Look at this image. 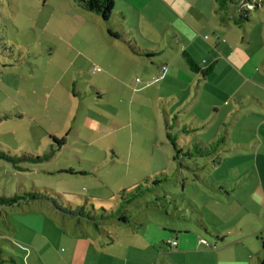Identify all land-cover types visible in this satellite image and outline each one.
Wrapping results in <instances>:
<instances>
[{"label": "rangeland", "instance_id": "374dc122", "mask_svg": "<svg viewBox=\"0 0 264 264\" xmlns=\"http://www.w3.org/2000/svg\"><path fill=\"white\" fill-rule=\"evenodd\" d=\"M114 3L125 18L114 14L103 21L75 0H0V149L7 157L19 158L17 164L0 159V195L33 191L60 203L67 200L91 211H110L122 190L131 191L163 171L169 181L129 204L124 210L128 222L109 219L100 227L121 244L131 240L127 230L147 222L159 227H148L154 236L162 228L187 230L190 242L198 243L199 238L207 242L201 250L224 246L222 255L228 260L215 264H246L248 254L250 263L258 264L264 255V204L246 201L242 207L237 199H245L246 192L238 193L236 174L233 180L225 174L234 155L246 151L237 143L264 138L258 115L264 109L259 103L264 77L259 85L218 67L202 80L178 51L170 25L176 24L177 14L166 0ZM248 15L241 26H234L236 42L244 48L237 52L262 72L264 4L251 8ZM109 28L121 38L110 36ZM143 49L158 55L151 62L137 54ZM177 52L187 72L199 80L185 91L178 79L164 85L160 80L147 83L159 63ZM225 75L228 84L222 82ZM136 77L141 81L135 84ZM237 88L241 99L230 95ZM165 115L172 130L182 124L200 127L188 136L179 135L189 142L225 138L220 150H230H219L223 158L206 172L213 181L205 170L196 171L202 178L194 179L193 172L175 169L174 150L165 137ZM246 119L252 127L248 134L241 129ZM225 121L231 125L221 124ZM190 166H195L193 161ZM212 183L219 189H212ZM232 187L233 198L226 194ZM48 204L33 200L4 209L0 264H62L51 257L55 245L70 250L77 244L69 239L71 233L78 237L97 233L89 223L61 218ZM164 247L165 264L193 258ZM29 252L33 254L25 259Z\"/></svg>", "mask_w": 264, "mask_h": 264}, {"label": "crops", "instance_id": "0c3cea01", "mask_svg": "<svg viewBox=\"0 0 264 264\" xmlns=\"http://www.w3.org/2000/svg\"><path fill=\"white\" fill-rule=\"evenodd\" d=\"M166 3L169 9L177 14L176 24L174 25L171 23L170 25L173 27V37L179 49L178 51H180L181 54L183 51L187 52L202 69L210 65L212 66L209 75L201 77L202 80L213 74L215 69L220 67L222 71H231V73L236 72L240 77H244L246 80L252 79V82L254 81L259 85L262 83L260 78L264 77V71L258 72L257 66L248 62L249 58L243 59L240 56L238 52L244 51V48H242L241 43L236 42L239 37H236L234 25L216 11L214 0H166ZM156 55L158 54L155 52V56ZM177 55L178 52L172 56H168L163 62L159 63L158 71L161 64L167 65V71L160 79V82L164 85L166 82L175 83L176 79H178L177 84H181L179 85L181 86L180 89L185 91L187 89L186 87L192 86L193 82L196 79L199 80V78H197L196 74L191 75L187 72ZM153 58L150 59L151 62ZM157 73L158 72L155 74ZM222 82L224 84L230 83L228 75L223 76ZM144 85L145 84H142L140 87H145ZM262 92L264 96V91ZM230 95H233V98L236 96L237 99L243 98L240 88L231 91ZM259 103L264 106V97ZM262 111H264L263 108L258 112V115L262 117L259 127H261L262 124L264 125V112ZM230 112H232V110L227 114H230ZM193 116L196 118L198 115ZM249 121L246 119L244 122H241V129L243 132H249V129L252 128L250 127ZM204 123L206 124V121H203V127L205 126ZM221 124L231 125V122L225 121ZM196 128L198 129L200 127L196 124ZM218 137L214 138L216 139ZM223 139V143L220 147L226 143L225 138ZM209 140L205 141L200 138L202 144L209 143L213 139H211V141ZM192 141L196 140H191V142ZM237 145H240L246 151L234 155L236 160L231 163L232 167L231 165L228 167L225 176L227 180H233L232 176L236 174L237 178L233 180V182H238V189H240L238 193L242 191L246 192L245 199H237L242 207L245 208L247 204L246 201H251L257 206L262 205L264 204V138H256L251 144L237 143ZM229 150L230 149L227 148L220 151L227 152ZM222 158L221 156V159ZM215 166L216 165L207 166L204 169L205 174H207L206 172L208 169L210 171ZM207 175L208 177L210 176L212 181L214 180L210 174ZM241 176L243 177L241 178ZM195 178L200 179L202 176H200V178L194 177V179ZM213 185H215V187H211L212 189H219V184ZM231 191L234 192L235 188L232 187L226 194L233 198V195L230 193ZM156 209L158 210V207H156ZM164 213L166 216L168 215L166 209H164ZM203 225L206 230L207 226L204 222ZM149 226L158 227L147 222L145 224H139L138 227H131L132 230L127 228L130 229V231H127L131 232V235L128 234L126 236L131 240H126L125 244H121L117 240V237L106 232L104 229L103 231L111 236V240H108L104 232L96 228L95 230L97 233L89 236L78 237L72 236L71 233L69 239L77 242L75 245L76 249L74 246V248L72 247L70 250L66 248L62 251L61 248L59 249V245H55L54 248L56 252L52 250L53 255L51 254V257L60 260L62 264H165L166 261L164 257L166 254L163 250L165 249L164 246H166L168 248H174L175 253L193 255V258L190 260L187 258L185 260L184 258L179 264H215V261L220 262L228 260L222 255L224 246L215 248V251L201 250L200 248L203 243L200 242V239L202 238H199L198 243L196 239L194 243L190 242L189 239L185 238V235L188 233L187 230L162 228L160 233H158L159 236L158 234L154 236V232L148 230ZM168 240H175L176 245L171 246ZM54 253L56 254L55 256ZM32 254V252H29L27 257L24 255V258H30ZM262 254H264V245L262 247ZM244 259L247 260L246 264H251L249 254L246 255ZM236 262H238L237 264L243 263L239 261Z\"/></svg>", "mask_w": 264, "mask_h": 264}, {"label": "trees", "instance_id": "16d2710c", "mask_svg": "<svg viewBox=\"0 0 264 264\" xmlns=\"http://www.w3.org/2000/svg\"><path fill=\"white\" fill-rule=\"evenodd\" d=\"M75 1L85 10L100 16L103 21H108L114 14L115 16H120L119 18H125L123 11H115L114 0ZM214 2L216 5V11L221 16L226 18V20L231 21L234 26H241L244 21L249 19L248 13L251 8L257 7L260 4H264V0H214ZM119 25H121V23ZM108 33L110 36H113L115 38H121V34L113 28H109ZM136 52L140 55H145L149 59L155 56V52L153 51V49H143L142 51ZM182 55L191 71L200 72L202 74V77H206L211 72V65L202 69L187 52L183 51ZM72 92H74L73 85ZM196 129V127L192 128L190 126H187V124H182V126H180L178 129L172 130V125L169 123V119L165 115V137L167 142L171 144L174 150L173 157L175 162V169H187L193 172L195 177L200 178V176L196 174V171L204 170L207 166L214 165L215 163H218L220 161L221 156L219 154V150L220 145L223 143L224 139L222 137H218L216 139H213L209 143L202 144L200 139H198V141L196 140L189 142L187 141L186 136H183L182 138L179 137L181 133H184L188 136L189 133L196 131ZM52 140L58 146L62 145L63 143L61 139L55 136H52ZM2 158L10 160L14 164H17V162H19V158L16 159L7 157L5 153L0 149V159ZM192 161L195 164L194 167L190 166V162ZM159 173L156 174L153 178L146 177L144 179V182H140L131 191H127L126 189L122 190L120 201L118 202L116 207L110 211H107L103 208L98 212L95 210L91 211L82 204H74L71 201L67 200H63L60 203L54 197L46 194H41L33 191H23L21 193H14L11 195H0V214L4 212L5 208L13 207L20 204L21 202L29 203L33 200H38L40 202L45 201L48 202V205L52 206V208H54V210L59 213L61 217L72 218L76 223H89L94 228L104 232L107 239L111 240V236L109 234L107 235V233L100 227L101 223L109 219H115L119 223L128 222L129 217L124 213L125 208L133 201L139 199L146 193L151 192L154 189V186H159L161 182L169 181V177L167 176V174H165L163 171H160ZM211 187H215V185L211 184ZM156 207L158 206H155L154 208ZM198 225L202 228H205L201 219H198ZM258 264H264V255L262 258H258Z\"/></svg>", "mask_w": 264, "mask_h": 264}, {"label": "built area", "instance_id": "2783aa9c", "mask_svg": "<svg viewBox=\"0 0 264 264\" xmlns=\"http://www.w3.org/2000/svg\"><path fill=\"white\" fill-rule=\"evenodd\" d=\"M166 70H167V66L165 64H162L161 67H160L159 73L155 77L151 78L150 81L147 82V83L150 84V83H153V82H156V81L160 80L164 76ZM135 81L136 82H140V79L136 78ZM200 242L203 243V244H207V242L204 239H200ZM168 243L171 246H175L176 245V241L175 240H168Z\"/></svg>", "mask_w": 264, "mask_h": 264}]
</instances>
